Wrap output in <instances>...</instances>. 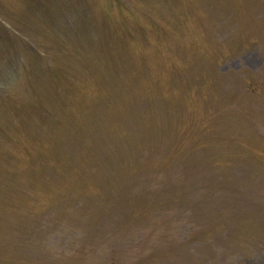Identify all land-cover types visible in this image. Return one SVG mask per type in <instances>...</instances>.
<instances>
[{
	"label": "rangeland",
	"instance_id": "rangeland-1",
	"mask_svg": "<svg viewBox=\"0 0 264 264\" xmlns=\"http://www.w3.org/2000/svg\"><path fill=\"white\" fill-rule=\"evenodd\" d=\"M14 1L16 0H0V9L8 11L10 8L19 15L21 4L17 6ZM112 1L117 3L116 9L110 7L105 0H97L92 4L93 23H101L105 9L115 22L125 23V26L131 19H136L140 27L135 24L131 26L133 28L130 32L139 38H147L137 40L134 45L122 40L118 45L119 49H113L121 57L113 83L103 87L89 80L86 84L87 91L76 94L74 101V82L79 79V74L82 78L91 73L100 77L104 74L103 66L94 65L93 62L86 64L91 58L78 61L71 54L44 53L42 57L30 58V67L24 69L23 60L18 54L10 57L13 53L12 43H7V37L0 35V86L6 83L7 89L15 90L14 95L24 96L28 92L32 73L37 75L30 68L37 65L40 70H49V78L42 89L43 110L39 103L23 105L16 100L14 108L10 109L0 103V264L11 263L13 255L15 264H37L44 261L40 248L42 234L33 233L32 248H28L23 254L18 251L13 254L14 250L11 251V246L7 248V243L2 246L11 234L6 229L11 204L22 206L23 213L36 211L30 215H38L42 223L50 226L53 224L48 216L55 213V227L68 232L63 235H70L78 228L76 219L66 213L74 197L83 199L85 205L96 201L103 208L113 207L112 215L100 214L101 217L92 221L102 223L98 226L88 225L75 213V217L84 222L77 237L83 236L85 242H91L87 246H94L93 253L88 256L92 264H101V259L102 264H112L115 260H119L120 264H264V215H257L252 211L255 201L260 202L264 198V110L254 111L247 105L248 112L243 113L252 118V121L248 122L246 128L239 130V145H232L229 140L231 134L236 132L229 128L223 129L225 131L220 134L225 140L226 149L214 132L218 119L209 109L206 110L201 98L197 101L192 98L191 103L185 106L186 114L180 115V111H184L178 103L181 94L170 88L179 72L186 76L196 64L205 69L208 77L212 75L211 68L217 63L223 69L229 66L232 71L243 69L245 72H263L264 54L255 49L258 46L264 48V0L203 1L202 6L208 5L205 7L211 9L200 10L199 18L191 17L184 8L179 9V6L190 0H174L167 5L166 2L163 5L157 4L164 3V0L142 1L144 6L137 2L130 5V10L140 15L149 12L148 17L121 11L122 0ZM57 7L67 10L70 6L61 4ZM1 16L16 26L13 27V32L9 31L13 38L18 42H25L27 38L22 36L18 28L22 25L16 16L11 13L0 14V18ZM153 18L155 19L151 20ZM24 22L36 30V26L32 28L27 21ZM23 28L29 30L27 27ZM98 28L103 31L102 27ZM44 29L43 40H50L54 44L55 38L50 26L45 24ZM92 43L95 47L94 42ZM66 44L70 53L76 49L75 43ZM247 44L252 45L249 51L245 48ZM236 46L240 49H235ZM29 47L34 51L30 57L41 52L42 48L31 43ZM174 47L180 55H185L186 61L182 64H175L177 59L169 55L174 54ZM226 56L232 58L221 63L219 59ZM94 59L100 63L101 55H95ZM10 64L15 68L14 73L8 72ZM226 81L229 88L239 84L237 77L233 76L227 77ZM261 81H264V72L262 77L256 79V83ZM212 89L216 87L211 85L209 89L211 101L218 97L217 91L215 95H211L215 92ZM201 90L207 92L206 88ZM166 95L175 98L166 100ZM244 101L245 96L241 95L225 106L215 104V108L221 109L220 120L224 118L223 107L226 113H230L238 110L237 104L245 103ZM131 103L135 106L133 121L130 123L134 128L132 132L128 131V121L124 117L131 114ZM163 105L168 109L165 128L163 121L158 118L153 120L156 114L166 117ZM154 106L161 108L152 115L151 120L149 117ZM27 113L32 114H28V117ZM68 116L71 118L69 123L66 120L59 128H52L51 123ZM204 120L208 123H204ZM15 124H31V128L18 129ZM146 126L154 128V138L148 143L135 140ZM137 130L138 135L135 134ZM181 139L191 145L184 143L178 146ZM168 142H173L174 147H168ZM219 145L228 151L226 158H219L223 154ZM191 148H195L202 156H210V163L216 159L222 165V161L229 160L233 164L238 162L244 166L239 186L235 178H241V174L233 170L234 166L228 169L227 179L220 180L217 184L211 183L212 197L188 196L183 190L178 168L180 160L193 161L182 159L185 151ZM167 149L173 155V163L167 162ZM157 154L164 156L156 160ZM102 155L107 161L103 163L104 170L100 176L102 183L98 184V189L94 185L95 180L93 184L90 178L84 180L89 173L84 174L83 184L89 182L92 187L87 188L85 185L83 188L78 185L81 182L76 179L77 170H85L83 167L91 166ZM139 163L146 169L167 170L174 164L178 166L175 175L172 174L169 180L175 176L176 183L181 182V189L174 187L179 197L176 200L180 203L168 200L166 208L167 211H176L175 207L181 205L180 209H186L184 202L188 200V216L193 222L197 221V224L192 233L189 234L186 230L184 237L177 235L178 242L171 243L170 247L156 248L153 244L149 250L140 249L136 243L131 242L138 236L137 233L131 237L125 236L129 226L128 219L137 217V212L128 216L118 214V207L128 211L135 210V207L142 208L144 202L131 205L125 201L123 202L126 204L122 205L117 202L119 199L109 202L108 185L118 183L121 179L119 177L134 174ZM189 164L193 165V162ZM226 167L228 166H221L220 173ZM197 168L199 167L194 169ZM126 179L129 180L128 177ZM208 188L209 184L206 186ZM220 188L224 189L225 194L217 198L220 194H216V191H220ZM121 190L122 188H118L115 196L121 194ZM228 195L230 198L226 201ZM256 196H259L258 200L255 199ZM251 197L252 202L249 201ZM228 202L239 203V206L232 211L226 205ZM176 215L179 218L182 216L181 212ZM121 236L124 237L123 242ZM85 242L77 241L76 246H86ZM7 255L10 257L7 258Z\"/></svg>",
	"mask_w": 264,
	"mask_h": 264
}]
</instances>
